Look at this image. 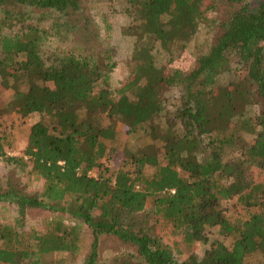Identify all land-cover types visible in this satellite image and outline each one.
Masks as SVG:
<instances>
[{"label":"trees","instance_id":"obj_1","mask_svg":"<svg viewBox=\"0 0 264 264\" xmlns=\"http://www.w3.org/2000/svg\"><path fill=\"white\" fill-rule=\"evenodd\" d=\"M224 1L231 10L214 41L170 67L212 0H125L132 20L122 33L137 43L150 36L166 59L135 43L127 77L111 87L114 47L84 0H0V84L12 90L11 109L37 115L21 155H6L10 130L0 123V158L13 171L0 181V203L19 213L13 224L0 221V262L65 264L61 257L78 253L81 223L91 232L81 264H242L255 251L264 259V175L249 174L264 170V0ZM75 22L81 38L50 45L61 32L71 37ZM166 89L177 95L166 99ZM253 104L259 110L247 112ZM116 121L127 132L144 126L151 142L128 153L129 168L107 173L101 159ZM226 145L238 156L223 159ZM17 174L40 190H26ZM232 198L244 218L226 217ZM32 208L66 213L73 225L55 215L42 231L24 228ZM211 228L230 244L212 239L194 258L190 246L207 243ZM103 239L121 249L103 255Z\"/></svg>","mask_w":264,"mask_h":264},{"label":"rangeland","instance_id":"obj_2","mask_svg":"<svg viewBox=\"0 0 264 264\" xmlns=\"http://www.w3.org/2000/svg\"><path fill=\"white\" fill-rule=\"evenodd\" d=\"M89 8V14H91L96 29L98 30L100 38L102 40H108L114 47V60L116 65L110 74L109 85L111 87L117 86L121 83L128 75V70L132 66L130 60V54L132 47L136 42L134 36L124 35L122 31L128 24L131 23L132 18L125 12V0H84ZM250 7H255L259 0H246ZM213 7L210 11L205 14L204 19L199 21L197 29L191 37L185 52L182 54H176V57L172 60L170 67L187 66L186 61H190L192 54L204 50L211 40L214 41L215 36L219 34L221 28L220 22L226 20L227 14L231 7L224 0H212ZM104 15L107 23L110 24L108 31L104 30L103 22L101 17ZM76 23V22H75ZM75 27L73 34L70 36H64L61 32V38H52L50 45L58 43L59 45H66L70 43L71 38L73 40L81 38L83 30L80 24ZM108 33V35H106ZM93 44L98 47L100 41L92 40ZM138 45L150 46L153 55L158 63L164 61L165 51L160 47L159 43L153 40L150 36H146L140 39ZM185 64V65H184ZM24 85L21 83L19 88H23ZM12 90L6 88L0 84V123L6 124L10 130L8 145L5 146L6 155H21L22 148L26 141L29 125L37 118L36 114H30L28 116L21 117L17 111L11 109L8 102L11 99ZM177 95L174 90L166 89L163 96L166 99L173 98ZM259 104H253L248 106L247 112L253 113L259 110ZM162 116L155 117L156 123H162ZM144 127V126H143ZM143 127L137 128L132 132H127L125 126L120 122H115V135L113 139H106L105 142L109 146L107 155L101 159V167L106 170L107 173L114 171L118 167L129 168L126 163L127 155L129 152L135 151L137 148L144 144L150 143V136L146 133ZM239 149L235 146L226 145L223 147L222 158L227 159L232 156H238ZM159 158H161L159 156ZM152 167L147 166L144 171L149 173L152 171ZM4 166L2 159L0 158V181L4 180L8 172ZM13 172V171H12ZM90 175H95V170H89ZM250 176L253 178H259L264 175V170L258 168H250ZM14 181H18L25 185L26 190H40L39 182H30L25 174L12 175ZM224 213L230 221L242 219L246 216L245 211L239 205L235 198L224 202ZM55 215H62V222L65 225H73V220L69 219L66 213L53 212L41 208H32L24 210V217L26 225L24 228H32L36 231H42L46 225H50V221ZM19 216L17 208L12 204L0 203V221L3 223L13 224L14 219ZM216 228H211L208 231V242L203 244L201 242H194L190 248L189 253L194 258L199 259L202 256L203 250L208 247L209 241L212 239H220L226 245L230 244L229 238L219 236ZM91 241V232L81 223L78 226V253L74 255H65L60 260L65 264H81L86 254L89 244ZM101 247L107 248L103 255L109 254L120 250V244L112 239H103L100 241ZM49 260L53 258L49 257ZM0 264H6L0 262ZM242 264H264V259L260 251H255L248 254Z\"/></svg>","mask_w":264,"mask_h":264}]
</instances>
